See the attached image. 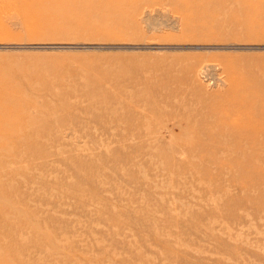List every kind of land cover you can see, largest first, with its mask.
Wrapping results in <instances>:
<instances>
[{"label": "rangeland", "instance_id": "374dc122", "mask_svg": "<svg viewBox=\"0 0 264 264\" xmlns=\"http://www.w3.org/2000/svg\"><path fill=\"white\" fill-rule=\"evenodd\" d=\"M249 2L0 0V264H264V151L209 139L264 106Z\"/></svg>", "mask_w": 264, "mask_h": 264}, {"label": "bare ground", "instance_id": "6f19581e", "mask_svg": "<svg viewBox=\"0 0 264 264\" xmlns=\"http://www.w3.org/2000/svg\"><path fill=\"white\" fill-rule=\"evenodd\" d=\"M126 1L131 3V4L128 3L129 5H133L135 3L136 4L144 3V1H146V0H126ZM168 1L173 2L180 9L183 8L182 10H186L185 9V3L187 6L188 5L187 3H189L190 1H192V2H190L189 5H191V3L194 4L195 1H202V0H185L188 2H184L183 0H168ZM204 1H209V2L231 1V2L239 3V4L243 3L245 6L252 4V2H249V0H204ZM117 2H118V0H117ZM190 7L193 8L192 6H188V9ZM209 67H210V65L207 67H204L203 73H205V71H208ZM239 89H240V87H238L237 90L232 91L230 93V95H233L232 96L233 99H237L238 94H242L243 97H244V94H248V92H244V91L239 92ZM261 95L264 96L263 94H261ZM255 103H256L255 101H244V100L240 99L237 102H235L232 106H234L236 108L238 106H240V107L243 106L244 109H248V107L254 106V109H257L258 104L256 105ZM34 107H36V105H34ZM256 115H258V113H256ZM258 116H259V118H256L254 120L255 123H253L252 121H250L248 119V120H245V122L241 126L237 125L235 133H231V131L230 132L224 131V132H221L219 134L214 133L212 136H209V139L211 140V145L213 146V149L220 150V149H224V147H226L230 151H232V150H244V149L254 150V151H260V150L264 151V124H262V123H264V106L260 109V114ZM260 120H261V122H260ZM143 130L145 132H147L146 137L148 138L147 139L148 144L150 146H152V145L154 146L152 148V149H154V151L156 149H160L164 146L163 142L161 140L163 138L162 136L165 133H167V130H168L167 128H162L161 130H156V129L154 130V128H152L151 126H147V127H143ZM131 139H132V137L130 138V140ZM214 140H217V142H218L217 145L214 144Z\"/></svg>", "mask_w": 264, "mask_h": 264}]
</instances>
